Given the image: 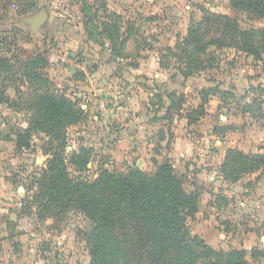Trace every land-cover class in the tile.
Instances as JSON below:
<instances>
[{
    "label": "rangeland",
    "instance_id": "obj_1",
    "mask_svg": "<svg viewBox=\"0 0 264 264\" xmlns=\"http://www.w3.org/2000/svg\"><path fill=\"white\" fill-rule=\"evenodd\" d=\"M1 1L0 58L7 59L11 68L2 74L8 81L0 82V90L16 100L24 99L29 93L31 95L32 87L24 77L26 72L21 69L27 59L42 54L48 63L40 67L39 72L49 78L48 87L55 94L69 96L84 111L83 119L67 128L66 152L77 149L79 145L88 146L93 156L88 168L99 164L119 173H126L131 167L152 173L154 161H168L176 173L183 176L188 190L199 191L200 203L205 200V204L212 203L214 222L233 233L232 236L248 229L250 222L256 226L262 219L264 221V200L260 201L264 198V170L246 175L235 184L221 181L216 174L221 164L220 152L225 148L231 146L244 152L264 151V118L259 111L258 98L255 99L258 94L264 95L258 89V86L264 88V83L259 82L260 73L264 71V54L262 59L255 60L234 47L208 45L209 52L205 51L199 57H209L210 63L186 78L178 72L175 61L178 53L176 43L185 37L191 20L193 23L201 21L202 8L231 16L243 29H264V19L256 20L244 12L232 10L229 0ZM39 10L47 12L48 20L41 29L34 31L26 19ZM103 21L111 23V32L118 28V33L110 38L107 34H99ZM49 26L51 29L46 31L45 27ZM206 31L205 41L222 36L211 28ZM258 42L261 43L260 40ZM37 44L42 48H36ZM71 47L67 51L60 49ZM159 74L171 80L167 87L171 92L165 95H172L173 99H161L160 84L163 83ZM242 74L248 75L254 84L248 87L246 82H236L234 76ZM134 81L142 86L139 89L145 87L146 91L154 94L152 99L147 98L149 101H143L148 112L142 118L145 128L141 135L143 139L153 138L155 142L150 147L139 149L125 136L128 130L120 128L128 120V114H101V108L99 111L95 109L99 103L106 102L104 97L109 101L116 100L118 106H127L130 91H139ZM145 81L151 86L146 87ZM207 87L222 89L223 92L213 95L220 100L217 106L210 104L212 95H208L203 114L196 107L202 104L200 90ZM109 101L108 105H112ZM166 102L168 105L175 103L174 106L181 104L178 110L172 109L169 119H163L166 110L161 114L155 112V106L159 108ZM247 104L251 107L249 111L243 109ZM5 105L0 104V148H10L4 155L18 154L20 158L19 162L8 160L5 165L10 177L17 171L18 180L13 184L22 186L24 191L26 189L25 195L21 192L20 199L23 210L28 214L33 212L32 208L26 207L33 206L31 199L36 192V175L41 173L48 158L44 151L47 137L41 133L34 134L30 149L16 151L14 142L8 143L9 137L13 138L15 131L27 123L29 113L26 110L14 113ZM181 118L186 122L187 118H196V121L185 127V120ZM162 134L165 143L160 144L156 141ZM181 135L187 137L185 144L188 150L180 146L174 154L175 137ZM69 171L75 178L77 172L72 168ZM204 210L202 214L208 215L207 208ZM194 218L187 221L191 235H194ZM40 226L38 234L43 235L46 231L43 225ZM52 227L57 233L68 230L74 237L75 248L64 253L70 256L65 257L70 261L67 264H87L88 249L84 236L92 222L80 212L71 210ZM229 247H233L232 244L226 243L223 249ZM234 248H238L236 241Z\"/></svg>",
    "mask_w": 264,
    "mask_h": 264
},
{
    "label": "trees",
    "instance_id": "obj_2",
    "mask_svg": "<svg viewBox=\"0 0 264 264\" xmlns=\"http://www.w3.org/2000/svg\"><path fill=\"white\" fill-rule=\"evenodd\" d=\"M229 6L234 11L244 12L247 17L264 19V0H229ZM200 10L203 13L201 21L193 23L191 20L185 37L175 46L178 50L177 70L182 76H192L210 63L209 57H199L208 51V45L234 47L255 60L263 58L264 29H243L227 14ZM110 24L103 21L98 33L113 37L118 28L111 32ZM209 28L222 36L205 41ZM47 63L40 53L25 61L21 70L26 72L24 77L32 87L31 95L16 100L0 90V104H6L13 112L26 110L29 113L26 126L15 131L13 138L8 136L14 142L15 150L30 149L34 134L47 137L44 151L48 158L41 173L36 175V192L31 199L33 206L26 209L32 208L37 219L51 218L53 223L61 221L71 210L85 215L92 222L84 236L87 264H248L246 250L216 249L198 235H191L187 221L199 210L200 193L185 187L183 176L176 173L170 162L154 161L152 173L136 167L119 173L99 164L88 168L93 159L88 146L79 145L66 152L67 128L80 122L84 111L69 96L51 91L49 78L39 72ZM10 68L9 61L0 58V82L8 81L2 74ZM258 87L264 92V88ZM221 92L222 89L213 87L202 88V104L196 108L204 114L208 95ZM168 97L173 99L172 95ZM257 98L264 118V95L258 94ZM174 105L170 102L163 119H169L172 109L178 110L181 104ZM243 109L249 111L251 107L247 104ZM187 120L188 124H193L196 118ZM69 168L77 172L75 178ZM261 170H264V153L230 147L218 168L222 180L227 183H236ZM24 212L27 213L25 209ZM252 257L264 258V252L253 249Z\"/></svg>",
    "mask_w": 264,
    "mask_h": 264
},
{
    "label": "crops",
    "instance_id": "obj_3",
    "mask_svg": "<svg viewBox=\"0 0 264 264\" xmlns=\"http://www.w3.org/2000/svg\"><path fill=\"white\" fill-rule=\"evenodd\" d=\"M1 2L2 1L0 0V3ZM45 28H46L45 29L46 31H48V29L49 30L51 29L50 26L48 28L47 27ZM36 48L41 49L42 48L41 44L40 45L37 44ZM60 49L61 51H64V50L67 51V50H71L72 47L65 48V49L60 48ZM259 63L260 62L258 61V64ZM158 76L160 78V82L163 83V84H160L162 87L161 99L169 100L168 96L165 94L167 92H171V91H167L170 86L169 81L171 80L163 74H159ZM234 77L237 80L236 82H246V86L248 87L249 85L254 84V81L250 79L248 75L242 74L240 75V77H237V76H234ZM149 81L150 80H148V82ZM145 82H146L145 84L146 87L151 86L150 84H148L147 81ZM259 82L264 83V71L260 73ZM133 84L138 89L142 87L138 84L137 81H134ZM233 86L235 87V85ZM130 92H131V95H127V99H128L127 106L126 104H123L122 106H118L119 104L116 103V100L113 101L111 99V101H109L110 99L108 100L107 97H104V101L106 102L104 103L101 102V104L99 103V105L96 106L95 109L99 111L100 109L98 108H101L102 109L101 114H104V113H107V114L113 113V115L115 113L116 115L117 114H128V120L120 125L121 130H126V129L128 130L129 133L125 134V136L129 137L130 143H132L133 146H135L136 148L139 149L142 146L150 147L155 142L154 141L155 139L153 138L143 139L141 135L142 130H144L145 128V123H143L142 118L143 116L144 117L147 116V112H148V109L146 108L144 109L143 107V104H144L143 101L144 100L149 101V99L147 98L150 97V99H152L154 97V94L150 91H146L145 87H143L142 89H139V91L132 90ZM211 98L212 99L209 100L210 104L214 103L215 106H217L220 103V100H218L216 96L212 95ZM108 101L112 102L113 104L108 105ZM146 104L149 105V103H146ZM168 104L169 103L166 102L164 103V105H161L159 108L155 106L156 108L155 112L157 114H161L164 110L167 109ZM155 112H153V114ZM181 119L185 120L183 118ZM114 123L117 124L116 121ZM183 125L185 127H188V125L190 124H188V121L186 122L185 120V124ZM25 126H26V123L23 127ZM186 138L187 137L184 138V136L182 135L175 137V142H176L175 152L176 153L174 152V154H177L180 146L182 148L184 147V150H188L187 149L188 145L185 144ZM9 141H12V140H8V143ZM163 141H164V138L160 140L157 139L156 142L163 144L165 143V141L164 142ZM2 148H0V264H67V262H70V261H68L69 258L67 260L65 259V257L67 258L70 256H66L64 253L68 249L72 250L75 248L74 247V237H72L71 232L68 230H65V231L62 230L61 232H58V233L54 231L52 227L53 220L51 218H47L45 220H39L35 217L33 213L27 214L24 212L21 199H20V195L22 196L21 192H23V194L25 195L26 189L24 191L22 186L13 184V181L18 180V175H16L17 171H15L14 176L10 177L9 171H6L7 167L5 165V164H8V160L9 161L11 160V162H14V161L19 162L18 160L20 158L17 156L18 154L4 155L5 150L10 149V148H6V149L3 148V150ZM226 149L227 148L221 150L219 163L222 161ZM252 152L253 153L254 152L264 153V151L262 150H259V151L255 150ZM216 174L218 175L217 177L220 178L221 181H223L218 170L216 171ZM262 181H264V179ZM229 184H235V183H229ZM263 200L264 198H262V200L260 201H263ZM205 202L206 200L200 203L199 210L195 214L194 221L192 222V228L194 229L192 230V233L194 235H198L200 238H202L205 241V243L209 244L210 246L214 248H218V247L224 248V245L226 243H231L232 246L235 247V241H236L238 243V248H242L246 250L247 252L246 258H247L248 264H264L263 257H256V258L252 257L253 249H258L264 252V221L263 219L256 226L251 224L250 222L249 226L253 228H250V227L248 229L246 228V230L244 229V231H242L241 234H239L238 232L235 234L236 236H232L233 233L231 234V232H229L228 230H225L223 226L219 225V223L214 222L215 221L214 214L211 211L214 208V206L210 202L206 204ZM204 208L205 209L207 208L208 215L202 214V212L205 211ZM40 225H43L46 231L43 235L38 234V227H41ZM258 232L261 234H258ZM52 245H54L53 248H52ZM30 258H32V260H27ZM20 259H22V261Z\"/></svg>",
    "mask_w": 264,
    "mask_h": 264
},
{
    "label": "water",
    "instance_id": "obj_4",
    "mask_svg": "<svg viewBox=\"0 0 264 264\" xmlns=\"http://www.w3.org/2000/svg\"><path fill=\"white\" fill-rule=\"evenodd\" d=\"M48 14L45 10H39L26 20L34 31H38L47 21Z\"/></svg>",
    "mask_w": 264,
    "mask_h": 264
}]
</instances>
